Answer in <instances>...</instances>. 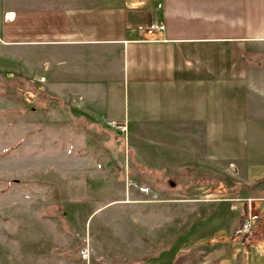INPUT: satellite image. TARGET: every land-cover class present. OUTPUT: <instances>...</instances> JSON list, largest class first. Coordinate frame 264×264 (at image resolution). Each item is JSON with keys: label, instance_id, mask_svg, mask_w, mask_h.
Listing matches in <instances>:
<instances>
[{"label": "rangeland", "instance_id": "rangeland-1", "mask_svg": "<svg viewBox=\"0 0 264 264\" xmlns=\"http://www.w3.org/2000/svg\"><path fill=\"white\" fill-rule=\"evenodd\" d=\"M42 73L0 58V264H264V196L247 191L264 182V108L212 142L136 113L107 120L101 89L65 97ZM248 198L263 236L243 247Z\"/></svg>", "mask_w": 264, "mask_h": 264}, {"label": "crops", "instance_id": "crops-1", "mask_svg": "<svg viewBox=\"0 0 264 264\" xmlns=\"http://www.w3.org/2000/svg\"><path fill=\"white\" fill-rule=\"evenodd\" d=\"M152 21L163 31H139ZM18 55L65 97L101 89L107 120L136 113L212 142L232 121L242 136L264 108V0H0V58Z\"/></svg>", "mask_w": 264, "mask_h": 264}, {"label": "built area", "instance_id": "built-area-1", "mask_svg": "<svg viewBox=\"0 0 264 264\" xmlns=\"http://www.w3.org/2000/svg\"><path fill=\"white\" fill-rule=\"evenodd\" d=\"M138 29L140 32H144L149 35L157 31H162L164 29V24L161 21H152L145 26H139ZM108 124L114 125V121H108ZM252 201V198L245 200V207H243L240 214L242 221L236 228L234 234V238L239 241L243 247L245 246L246 241H248L253 235L260 234L262 236V232H258V222L261 217L252 210Z\"/></svg>", "mask_w": 264, "mask_h": 264}, {"label": "trees", "instance_id": "trees-1", "mask_svg": "<svg viewBox=\"0 0 264 264\" xmlns=\"http://www.w3.org/2000/svg\"><path fill=\"white\" fill-rule=\"evenodd\" d=\"M22 86H23V84H22ZM25 86V85H24ZM23 86V87H24ZM1 93V92H0ZM251 189H255V190H251ZM259 190H261V193L263 194V196H264V182L263 181H261V182H258V183H256L254 186H250L249 188H248V190L247 191H249V193L250 194H255V192H257L256 194H259L258 193V191ZM215 192V191H214ZM215 193H219V192H215ZM241 218H240V221H239V224H238V226L241 224Z\"/></svg>", "mask_w": 264, "mask_h": 264}, {"label": "water", "instance_id": "water-1", "mask_svg": "<svg viewBox=\"0 0 264 264\" xmlns=\"http://www.w3.org/2000/svg\"><path fill=\"white\" fill-rule=\"evenodd\" d=\"M171 185H173V183H170Z\"/></svg>", "mask_w": 264, "mask_h": 264}, {"label": "bare ground", "instance_id": "bare-ground-1", "mask_svg": "<svg viewBox=\"0 0 264 264\" xmlns=\"http://www.w3.org/2000/svg\"><path fill=\"white\" fill-rule=\"evenodd\" d=\"M163 31V30H162Z\"/></svg>", "mask_w": 264, "mask_h": 264}]
</instances>
